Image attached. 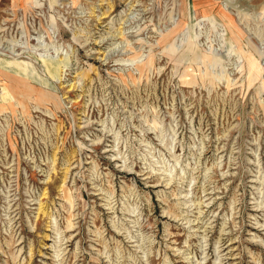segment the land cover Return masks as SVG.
Returning <instances> with one entry per match:
<instances>
[{"label": "rangeland", "instance_id": "374dc122", "mask_svg": "<svg viewBox=\"0 0 264 264\" xmlns=\"http://www.w3.org/2000/svg\"><path fill=\"white\" fill-rule=\"evenodd\" d=\"M0 264H264V0H0Z\"/></svg>", "mask_w": 264, "mask_h": 264}]
</instances>
